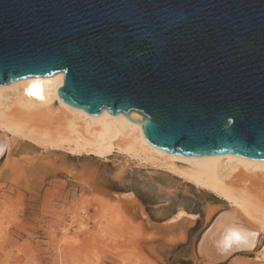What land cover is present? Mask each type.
Segmentation results:
<instances>
[{
    "label": "water",
    "instance_id": "obj_1",
    "mask_svg": "<svg viewBox=\"0 0 264 264\" xmlns=\"http://www.w3.org/2000/svg\"><path fill=\"white\" fill-rule=\"evenodd\" d=\"M59 72L165 152L264 160V0H0V86Z\"/></svg>",
    "mask_w": 264,
    "mask_h": 264
},
{
    "label": "rangeland",
    "instance_id": "obj_2",
    "mask_svg": "<svg viewBox=\"0 0 264 264\" xmlns=\"http://www.w3.org/2000/svg\"><path fill=\"white\" fill-rule=\"evenodd\" d=\"M9 150L0 161V264H212L197 242L230 210L212 193L116 152L100 158L22 139ZM180 211L197 217L170 223ZM263 254L264 234L253 252L218 264H264Z\"/></svg>",
    "mask_w": 264,
    "mask_h": 264
},
{
    "label": "bare ground",
    "instance_id": "obj_3",
    "mask_svg": "<svg viewBox=\"0 0 264 264\" xmlns=\"http://www.w3.org/2000/svg\"><path fill=\"white\" fill-rule=\"evenodd\" d=\"M63 85L64 73L59 72L0 86V130L5 134L0 135V161L14 140L22 139L45 149L100 158L116 152L129 161L161 167L230 206L204 232L198 246L202 257L216 264L256 249L264 234V160L165 152L146 139L141 123L122 113L115 116L104 109L100 116H92L66 104L58 95ZM185 216L197 217L180 211L169 222Z\"/></svg>",
    "mask_w": 264,
    "mask_h": 264
},
{
    "label": "crops",
    "instance_id": "obj_4",
    "mask_svg": "<svg viewBox=\"0 0 264 264\" xmlns=\"http://www.w3.org/2000/svg\"><path fill=\"white\" fill-rule=\"evenodd\" d=\"M184 219V218H183ZM182 220V219H181ZM180 221V220H179ZM179 221H177V222H179Z\"/></svg>",
    "mask_w": 264,
    "mask_h": 264
}]
</instances>
